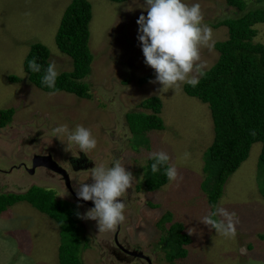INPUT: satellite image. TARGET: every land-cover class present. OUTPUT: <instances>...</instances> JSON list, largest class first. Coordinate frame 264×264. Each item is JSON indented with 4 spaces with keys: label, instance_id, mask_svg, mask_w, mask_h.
Segmentation results:
<instances>
[{
    "label": "rangeland",
    "instance_id": "1",
    "mask_svg": "<svg viewBox=\"0 0 264 264\" xmlns=\"http://www.w3.org/2000/svg\"><path fill=\"white\" fill-rule=\"evenodd\" d=\"M70 1L0 0V109L11 107L16 110L12 122L0 127V194L25 193L31 186H38L53 189L57 198H72L59 174L50 178L47 176L50 172L43 167L31 173L22 166L25 164L30 168V158L36 153L53 154L68 170L75 191L74 184L92 183L93 168L74 172L67 166L68 156L83 151L74 143L70 144L71 150H67V136L62 137V141L54 137L53 131L60 125H67L69 129L83 125L97 140L96 149L87 154L95 166L110 168L119 160L136 177L122 225L128 241L133 246H140L153 264H168L161 242L165 231L157 225L166 211H172L174 220L184 223L186 232L195 230L191 234L192 243L187 246L188 255L177 258L176 264H264V166L259 163L262 142L252 145L249 157L227 179L222 198L213 207L208 201L209 191L205 189L207 172L204 166L215 134L211 110L207 103L188 95L184 85L177 91L160 92L162 85L150 82L155 80L156 74L145 63L137 24L141 14L147 15L145 0H89L93 6L89 45L94 60L91 74L84 80L90 85L91 98L66 91L47 92L29 80L24 60L34 42L49 47L50 62H55L59 73L73 70L72 57L61 52L55 41ZM185 2L201 5L204 22L212 28L215 42L229 36L227 26L216 24L243 13L226 0ZM246 2V10L264 6V0ZM255 27L258 30L255 42H264V23ZM218 57L219 51L215 47L212 51L203 49L202 60L207 61L205 70ZM10 75L18 76L20 81L10 80ZM145 76L150 78L143 82ZM150 96L162 100L160 116L165 128L134 133L127 119L129 113L135 110L152 112L139 105ZM37 131H41L38 137ZM161 150L170 155L171 163L183 180L178 183L168 181L152 191L145 187L146 183L143 185L144 179L139 178L144 176L151 154ZM185 153H188L187 157ZM151 203L157 206L153 207ZM66 205L74 210L72 220L68 219L66 224L72 229L69 248L75 251L87 246L82 249L84 264H119L103 256L106 253L102 245L107 244L114 233L92 228L91 222L95 220L81 221L77 216V212L81 213L78 206ZM15 206V210L24 211L31 219L22 216L13 219V223L9 220L8 225L13 230L35 228L38 225L32 216H45L29 201H20ZM217 207L236 213L239 222L235 239L217 234L214 228L199 219ZM57 231L56 226L48 231L41 228L32 236L35 247L29 256L31 264H59L56 252L54 255L47 245L55 239L60 240ZM9 235L12 246L16 244L17 236ZM61 237L65 242L69 235L63 233ZM16 258L19 262L12 264H23L26 257Z\"/></svg>",
    "mask_w": 264,
    "mask_h": 264
},
{
    "label": "trees",
    "instance_id": "2",
    "mask_svg": "<svg viewBox=\"0 0 264 264\" xmlns=\"http://www.w3.org/2000/svg\"><path fill=\"white\" fill-rule=\"evenodd\" d=\"M226 2L243 13L227 17L216 24L225 25L229 29L228 38L214 44L219 51L217 61L205 70V75L200 77L196 87L184 84V90L188 95L197 97L209 105L213 117L215 134L207 150L204 164L207 172L205 189L209 191L208 201L213 207L222 196L227 179L249 157L251 147L256 142H262L259 163L264 166V42L254 40L258 34L255 25L264 23V6L246 10V0ZM92 18L93 6L89 0H71L64 10L55 41L61 52L72 57L73 70L59 73L54 89L41 82L44 69L50 62L51 51L42 42L32 43L24 60V68L34 85L47 92L66 91L82 98H91L90 85L84 78L91 74L94 60L89 45ZM34 57L42 66L39 73L31 72L28 67L29 61ZM149 78L145 76L143 82ZM9 79L20 81L16 75H10ZM139 105L151 109L152 112L135 110L129 113L131 115L127 119L134 133L165 128L160 116L162 109L160 97L150 96ZM15 111V108L11 107L0 109V127L12 122ZM150 157L145 168L144 180L146 188L154 191L169 180L164 175L163 168L158 173H152L151 164L154 161ZM21 200L29 201L54 218L60 225L61 236L63 233L69 235L68 240L62 241L61 244L60 264H84L82 249H86L87 246L79 247L75 251L69 248L72 229L66 224L74 215V210L66 205L69 202L57 198L53 189L31 186L25 193L0 194V212L8 205ZM151 205L157 206L154 203ZM157 225L165 231L161 242L166 249L168 264H176L177 258L188 255L187 246L192 243L193 238L185 231L183 222L174 220L172 211H166Z\"/></svg>",
    "mask_w": 264,
    "mask_h": 264
},
{
    "label": "clouds",
    "instance_id": "3",
    "mask_svg": "<svg viewBox=\"0 0 264 264\" xmlns=\"http://www.w3.org/2000/svg\"><path fill=\"white\" fill-rule=\"evenodd\" d=\"M144 8L147 15L141 14L137 20L138 40L146 65L155 70V80L150 82L161 84L160 92L169 89L177 91L184 84L196 87L207 68V61L202 60V50L212 51L215 44L213 30L204 22L201 5L188 4L185 0H145ZM28 67L33 73H39L42 69L35 57L29 61ZM58 76L55 62H49L41 82L54 89ZM53 131L54 137L62 141V137L67 136V150H71L70 144L74 143L87 155L97 147L92 131L83 125H77L75 129L60 125ZM187 156L188 153H185ZM150 158L154 161L151 164L153 174L163 168L170 182L183 180L166 151L153 152ZM91 179L92 183L74 184L79 199L94 202V207L84 213L77 212V216L83 220L97 221L99 232L114 233L126 220L125 201L136 177L117 160L110 168L104 165L93 167ZM139 179L142 181L144 176ZM199 219L225 238L235 239L237 236L236 224L239 221L235 212L217 207ZM194 232V229H189L190 235Z\"/></svg>",
    "mask_w": 264,
    "mask_h": 264
},
{
    "label": "crops",
    "instance_id": "4",
    "mask_svg": "<svg viewBox=\"0 0 264 264\" xmlns=\"http://www.w3.org/2000/svg\"><path fill=\"white\" fill-rule=\"evenodd\" d=\"M220 198H222V196ZM21 201H24V200H21ZM18 202H15L14 204L7 206L5 210L0 212L1 213L0 215V264H12L14 262H19L20 259L16 257L17 256L20 257L23 255H25L26 257L23 264H31V259L29 258V256L32 254L33 248L35 247L32 241V236L34 237L36 235V231L37 233H39L41 231V228H43V230L45 231H48L50 228L55 229V226L58 228V231L56 234L57 235L59 234L60 240L55 239L54 243L52 244L47 243V245L49 249H51V251H54V255L56 252L58 263L60 264L62 237H61V228L58 222L54 218H52L50 215H48L47 213L45 214V212L40 210L41 211L40 214H44L45 216L43 215L41 216L33 215L32 216V219L36 220V224L38 225L37 227L31 228L30 226V230L29 229L19 230L18 228L13 230V227L11 229V226L8 225L9 220H11L13 223L14 221L13 219H16V217L20 218L22 216L25 217L24 219L26 218L31 219L30 217L25 215L24 211L15 210L16 208L15 204H18ZM11 206H13V213L11 211L12 209ZM185 230H186V227H185ZM9 234L17 236L16 244H13L12 246L9 244V237H10Z\"/></svg>",
    "mask_w": 264,
    "mask_h": 264
},
{
    "label": "flooded vegetation",
    "instance_id": "5",
    "mask_svg": "<svg viewBox=\"0 0 264 264\" xmlns=\"http://www.w3.org/2000/svg\"><path fill=\"white\" fill-rule=\"evenodd\" d=\"M40 132L41 131H37L35 135L37 137L40 136ZM32 139L35 140L36 138L34 137ZM48 153H50V152H48ZM42 154H46V153H42ZM32 157L30 158V167L32 166ZM67 160H68L67 166L72 168V170L74 172L75 171L79 172V170L80 171L86 170V169L88 170L89 168H93L95 166L94 162L91 160V158H89L87 155H85L84 152H79L77 155H70V156H68ZM22 166H24L26 170H28V168H29V166H27L25 164ZM38 168H40V167H38ZM43 168L48 170V173L50 172L49 175H47L50 178H53L52 175L59 174V173L51 171L45 167H43ZM60 177L65 182L63 176L60 175ZM144 183H145V180L143 181V185H144ZM65 185H66V183H65ZM66 187H67V185H66ZM72 188H73V186H72ZM67 189H68L72 198L68 197V198H65L64 200L68 201L69 203L76 204L78 206V208L81 210V213H84L88 209L94 207V202L84 201L82 199H79L77 197V193L74 189H73V191L71 189H69L68 187H67ZM131 191H132V189L130 188L128 190L127 198L125 201L126 205H128L129 200H131V194H130ZM83 208H85V210ZM125 216H126V214H125ZM82 220L83 219H81V221ZM91 226H92V228L98 227V222L92 221ZM107 241H108L107 244L102 245V247L105 249V253H106V254H103L104 257L108 256L109 259H112L113 261H115L116 263H119V264H139V262H141V264H153L151 258L142 251L140 246H138V245L133 246V244L128 241V239L126 238V235H124L123 225H120L118 227L117 231L114 232L113 237L109 238ZM140 251H142L150 259L148 260V258H146L145 256H141L139 254Z\"/></svg>",
    "mask_w": 264,
    "mask_h": 264
},
{
    "label": "water",
    "instance_id": "6",
    "mask_svg": "<svg viewBox=\"0 0 264 264\" xmlns=\"http://www.w3.org/2000/svg\"><path fill=\"white\" fill-rule=\"evenodd\" d=\"M38 167H45L51 171L57 172L60 175L63 176L65 183L69 189L73 191L72 184H71V178L70 175L65 167H63L53 156L51 153L41 154L36 153L32 157V166L28 168V170L33 173L35 172L36 168ZM141 256H145L150 259L148 256H146L142 251L139 253Z\"/></svg>",
    "mask_w": 264,
    "mask_h": 264
}]
</instances>
